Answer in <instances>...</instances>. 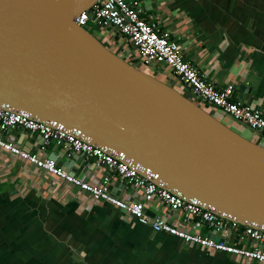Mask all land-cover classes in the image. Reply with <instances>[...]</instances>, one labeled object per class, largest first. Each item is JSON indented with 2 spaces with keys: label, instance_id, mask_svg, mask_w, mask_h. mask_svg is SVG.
Returning <instances> with one entry per match:
<instances>
[{
  "label": "water",
  "instance_id": "95a60500",
  "mask_svg": "<svg viewBox=\"0 0 264 264\" xmlns=\"http://www.w3.org/2000/svg\"><path fill=\"white\" fill-rule=\"evenodd\" d=\"M98 1L0 0V108L79 132L181 199L264 227V146L80 27Z\"/></svg>",
  "mask_w": 264,
  "mask_h": 264
},
{
  "label": "crops",
  "instance_id": "0c3cea01",
  "mask_svg": "<svg viewBox=\"0 0 264 264\" xmlns=\"http://www.w3.org/2000/svg\"><path fill=\"white\" fill-rule=\"evenodd\" d=\"M132 1L142 19L170 34L182 48L184 60L207 81L219 90L233 87L230 101L264 113V0ZM96 37L122 59L132 64L135 60L141 66L128 40L116 31L97 30ZM155 67L159 72L152 76L185 97L190 98L185 92L192 96L168 69ZM201 107L264 146L263 138L243 124L213 108ZM2 137L92 185L108 177L115 197L139 200V192L127 181L96 165L92 158H80L53 143L45 145L37 135L21 130ZM144 208L150 218L175 219L157 202ZM200 232L207 234L205 229ZM0 264L257 263L220 252L207 253L176 237L156 233L111 204L95 201L88 193L0 149Z\"/></svg>",
  "mask_w": 264,
  "mask_h": 264
},
{
  "label": "built area",
  "instance_id": "2783aa9c",
  "mask_svg": "<svg viewBox=\"0 0 264 264\" xmlns=\"http://www.w3.org/2000/svg\"><path fill=\"white\" fill-rule=\"evenodd\" d=\"M89 22L98 30L116 31L128 40L140 65L164 66L196 101L243 124L264 139V113L230 101L233 87L227 86L219 90L207 81L204 75L184 60L182 48L168 32L161 31L156 24L142 19L132 0H99L77 18V24L84 29ZM17 130L39 136L45 145L53 143L81 157L94 159L96 165L127 181L132 189L137 190L139 200L127 202L115 197L109 190L108 177H104L101 184L92 185L68 175L57 168L54 161L27 153L12 141L3 139L2 134ZM0 149L88 193L95 201L111 204L130 219L140 225L149 226L156 233L176 237L207 253L220 252L235 259L264 264V227L240 225L216 215L211 208H206L197 200L181 199L150 182L152 176L144 178L139 175L136 168L129 167L122 161V155L92 146L79 132L68 131L54 124L40 123L23 112L13 113L0 108ZM156 202L164 205L168 212L175 215V219L167 222L163 217H148L145 214V205ZM202 229L207 231L206 235L201 234Z\"/></svg>",
  "mask_w": 264,
  "mask_h": 264
},
{
  "label": "rangeland",
  "instance_id": "374dc122",
  "mask_svg": "<svg viewBox=\"0 0 264 264\" xmlns=\"http://www.w3.org/2000/svg\"><path fill=\"white\" fill-rule=\"evenodd\" d=\"M90 34H92V35H94V36H96V34H97V30H98V28L92 23V22H89L87 25H86V28H85ZM133 62V65H135L136 67L138 66V68H140V69H142V70H144V71H146L147 73H150V74H157L159 71V67H152V66H150V68H148V66L147 67H145V66H139L138 65V63L135 61V60H133L132 61ZM156 72V73H155ZM179 89L181 90V91H183V93H184V90L183 89H181V87L179 86ZM185 94H186V96H189L190 98H192V96L191 95H188V93H186L185 92ZM194 98V97H193ZM191 99V100H193V101H196V98H194V99ZM198 102V101H197ZM196 102V103H197ZM198 104L199 105H201V106H203L201 103H199L198 102ZM257 139H260V137H258ZM264 139H261L260 140V142H262Z\"/></svg>",
  "mask_w": 264,
  "mask_h": 264
},
{
  "label": "trees",
  "instance_id": "16d2710c",
  "mask_svg": "<svg viewBox=\"0 0 264 264\" xmlns=\"http://www.w3.org/2000/svg\"><path fill=\"white\" fill-rule=\"evenodd\" d=\"M132 64V63H131ZM206 107H208V106H206Z\"/></svg>",
  "mask_w": 264,
  "mask_h": 264
}]
</instances>
